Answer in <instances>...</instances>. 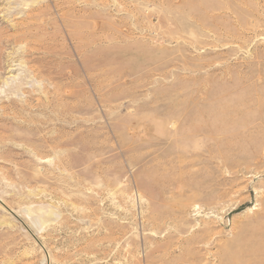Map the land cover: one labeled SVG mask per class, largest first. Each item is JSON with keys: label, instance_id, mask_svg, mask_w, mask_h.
Here are the masks:
<instances>
[{"label": "rangeland", "instance_id": "obj_1", "mask_svg": "<svg viewBox=\"0 0 264 264\" xmlns=\"http://www.w3.org/2000/svg\"><path fill=\"white\" fill-rule=\"evenodd\" d=\"M0 264H264V0H0Z\"/></svg>", "mask_w": 264, "mask_h": 264}]
</instances>
